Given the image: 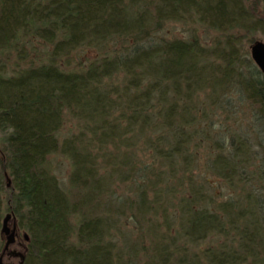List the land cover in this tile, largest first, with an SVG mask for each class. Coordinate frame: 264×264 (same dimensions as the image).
Wrapping results in <instances>:
<instances>
[{"label": "trees", "instance_id": "16d2710c", "mask_svg": "<svg viewBox=\"0 0 264 264\" xmlns=\"http://www.w3.org/2000/svg\"><path fill=\"white\" fill-rule=\"evenodd\" d=\"M192 18L222 43L160 33ZM235 27L264 31L259 0H0V254L11 212L21 264H264V71Z\"/></svg>", "mask_w": 264, "mask_h": 264}, {"label": "rangeland", "instance_id": "374dc122", "mask_svg": "<svg viewBox=\"0 0 264 264\" xmlns=\"http://www.w3.org/2000/svg\"><path fill=\"white\" fill-rule=\"evenodd\" d=\"M259 8H263L264 10V0H259ZM226 33H233L234 39H237V45H241V50L250 55V43L247 41L249 37H254L255 39H261L264 41V31L262 28H254L253 30H248L241 27H235L233 29L225 30ZM160 33L172 37V36H180L188 38L191 34H196L200 37L202 42L206 44H211L214 42L219 43L221 40H224V34L220 32V30H216L207 25V23H202L195 18H192L190 21H166L164 27L160 30ZM253 40V41H254ZM219 41V42H218ZM222 43V42H220ZM85 53H91L90 50H87ZM234 102V100H232ZM216 106H213L215 108ZM209 108L211 106L209 105ZM72 126V122L68 120L65 121L60 135H65L69 132V128ZM50 164L53 167L54 172L59 177L62 186L65 187L66 179L69 171V161L63 153L57 152L50 157ZM12 219H9V225L12 224ZM10 250H19L22 251V237L17 234V239L15 242L9 245L8 251ZM7 251V252H8ZM19 261L18 256H14L10 253H4L3 262L4 264H16Z\"/></svg>", "mask_w": 264, "mask_h": 264}, {"label": "water", "instance_id": "95a60500", "mask_svg": "<svg viewBox=\"0 0 264 264\" xmlns=\"http://www.w3.org/2000/svg\"><path fill=\"white\" fill-rule=\"evenodd\" d=\"M250 48V56L253 59L254 63L260 68L261 71H264V41L261 39H255L249 45ZM11 212H7L2 220L1 231L5 236L4 241V249L8 248V246L13 243L16 239L17 230L16 223L13 220L12 224L9 225V219H11ZM24 237L27 239L28 235L24 232ZM10 254L19 257V261L16 264H21L24 258V254L19 250H10ZM0 264H4L3 262V253L0 254Z\"/></svg>", "mask_w": 264, "mask_h": 264}, {"label": "flooded vegetation", "instance_id": "af4514ba", "mask_svg": "<svg viewBox=\"0 0 264 264\" xmlns=\"http://www.w3.org/2000/svg\"><path fill=\"white\" fill-rule=\"evenodd\" d=\"M9 248V246H8ZM8 248L4 249V253H9ZM8 251V252H7ZM4 255V254H3Z\"/></svg>", "mask_w": 264, "mask_h": 264}]
</instances>
